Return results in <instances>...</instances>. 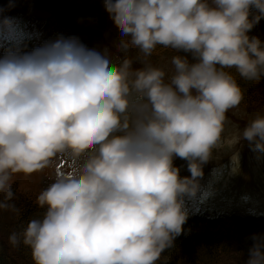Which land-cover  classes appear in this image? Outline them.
I'll list each match as a JSON object with an SVG mask.
<instances>
[{
    "label": "clouds",
    "instance_id": "obj_1",
    "mask_svg": "<svg viewBox=\"0 0 264 264\" xmlns=\"http://www.w3.org/2000/svg\"><path fill=\"white\" fill-rule=\"evenodd\" d=\"M105 8L121 26L122 55L60 36L30 51L13 42L0 56V209H15V174L52 170L37 197L43 216L9 237L35 264H157L184 231L186 198L200 191L227 113L244 98L239 79L264 81V39L250 34L264 0ZM3 25L11 34L10 18ZM159 48L176 53L171 68L152 62ZM244 141L264 155V114L229 143ZM251 239L246 264H264V233Z\"/></svg>",
    "mask_w": 264,
    "mask_h": 264
},
{
    "label": "rangeland",
    "instance_id": "obj_2",
    "mask_svg": "<svg viewBox=\"0 0 264 264\" xmlns=\"http://www.w3.org/2000/svg\"><path fill=\"white\" fill-rule=\"evenodd\" d=\"M47 1H50L48 5L40 2L37 4L35 0H0L2 7H5L0 9V36L8 37L7 42H11L10 44L13 42L23 44L25 38L31 36L37 43L26 44V50L30 51L32 47H38L45 41L60 36L76 35L90 48L108 44L116 55H122L115 47L121 26L106 10L105 0ZM47 6L63 9L72 18L67 19L62 16L54 18L56 10L48 9ZM51 16H53L52 20L47 21ZM5 17L11 20V34L3 25ZM75 21L78 22L77 25ZM251 32L258 33V36L264 39V19ZM4 51L5 48L0 49V56L4 54ZM173 52L171 49L162 50L157 58L151 57V60L155 64L171 68L170 60ZM131 54L136 53L133 51ZM257 114H264V92L258 101L253 97H247L242 99L241 105L228 111L221 144L214 149L213 159L204 165L200 191L195 197L186 198L185 206L189 211V217L200 211L215 215L240 213L264 216V155L254 151L247 141L241 144L229 143L238 130L254 119ZM235 151L239 153L238 162L232 159ZM63 164L64 161L61 160L58 166ZM175 164L181 167L182 176L191 175L187 170L186 160L177 157ZM51 172V169H45L31 175L15 174L12 182L15 197L27 204L29 201L37 203L39 193L51 183ZM14 210L0 209V237L9 229L6 221L15 217ZM0 247H3L1 239ZM237 249H243V247L238 244L233 245L232 250L227 254L228 261L242 260L244 254ZM222 254L221 258L226 260L224 258L226 256L222 257Z\"/></svg>",
    "mask_w": 264,
    "mask_h": 264
},
{
    "label": "trees",
    "instance_id": "obj_3",
    "mask_svg": "<svg viewBox=\"0 0 264 264\" xmlns=\"http://www.w3.org/2000/svg\"><path fill=\"white\" fill-rule=\"evenodd\" d=\"M162 50L167 49L159 48L152 58H157ZM175 54L173 52L172 56ZM239 82L244 90L243 100L253 97L258 101L264 92V81L239 79ZM12 203L15 205V217L6 221L9 229L0 237L3 243V247H0V264H35L31 248L22 242L14 246L9 237L13 232H22L31 219L42 217L45 209L33 201L28 204L21 202L15 195ZM257 233H264V216L198 212L188 218L184 231L175 238L174 245L161 254L157 264H234L236 261L240 263L235 264H246L249 248L254 242L251 237ZM237 244L243 247L237 249L244 254L242 260L228 261L227 254ZM221 254L222 257L226 256V260L221 258Z\"/></svg>",
    "mask_w": 264,
    "mask_h": 264
}]
</instances>
